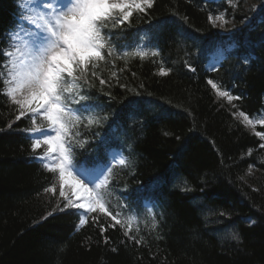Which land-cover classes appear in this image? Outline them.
<instances>
[{"label":"trees","instance_id":"16d2710c","mask_svg":"<svg viewBox=\"0 0 264 264\" xmlns=\"http://www.w3.org/2000/svg\"><path fill=\"white\" fill-rule=\"evenodd\" d=\"M244 1L235 9L210 0H154L151 9L114 30L113 47L117 53L147 31L159 55L141 60L118 53L101 62L97 78L80 84L81 94L100 106L84 115L101 119L80 125L77 139L85 144L75 149L77 158L87 152L89 159H104L112 147L128 158L110 180V211L128 213L127 205L143 199L160 203V214L127 236L104 214H90L77 231L81 215L64 208L56 176L36 161L25 131L31 117L16 120L15 106L0 94V264H264V149L233 115L237 108L252 117L264 113V11L262 24L240 33L237 53L209 76L241 97L236 108L208 84L199 60L204 48L196 50L188 38L218 36L210 13L224 11L241 22ZM17 13V0H0V49ZM160 67L171 71L161 76ZM130 100L139 102V111L126 115ZM53 184L56 192H45ZM57 204L63 211L53 212ZM93 215H99L96 223ZM223 228L241 240H226Z\"/></svg>","mask_w":264,"mask_h":264},{"label":"snow or ice","instance_id":"6c2138e0","mask_svg":"<svg viewBox=\"0 0 264 264\" xmlns=\"http://www.w3.org/2000/svg\"><path fill=\"white\" fill-rule=\"evenodd\" d=\"M153 4L154 0H17L20 8L18 22L14 29L6 33L7 48L0 49V56L4 57L0 61V94H4L15 106L18 112L16 120L31 114V127L25 131L32 134L28 137L32 151L44 168L56 176L64 208L82 212L80 225L89 222L90 214H104L110 218V227L120 225L126 228V236L137 222V217L130 214L127 219H119L120 212L109 211L112 163L107 157L89 159L87 152L84 159L76 156L75 149H82L85 144L82 139H77L81 135L80 125L85 119L89 126L99 124L101 119L84 115H91L100 106L90 103V96L81 94L80 84H89L90 75L97 78L101 62H106V56H113L114 37L119 35L114 30H122L125 22L131 23L134 13L143 14ZM209 21L213 27L220 28L230 22L223 14L209 15ZM124 55L144 60L149 56H158L159 51L138 49ZM244 62L248 63V60ZM188 67L192 72L196 71L191 65ZM216 68L217 65H212L213 70ZM170 71L160 67L159 74L167 76ZM112 75L115 76V73ZM99 83L104 85L106 81L100 79ZM208 84L229 104L241 99L221 90L212 80H208ZM232 106L237 107L235 104ZM125 109L126 115L134 114L139 111V102L130 100ZM233 115L264 140V132H256L257 124L264 125V113L259 114L260 118L252 119L237 108ZM102 119L107 120V117ZM8 127L11 128L12 124L9 123ZM260 147L264 148V144ZM40 149L42 154L38 153ZM116 163L122 167L128 165L123 156ZM45 192L55 193L56 185L46 188ZM121 199L127 201L128 198L122 196ZM127 206L131 212L132 205ZM57 209L63 211L59 204L53 212ZM53 212H49L48 216H52ZM98 220L99 215L92 216L93 223ZM99 227L101 232L106 231L103 225ZM129 238L139 243L136 236ZM231 239L239 242L241 237L238 232H232Z\"/></svg>","mask_w":264,"mask_h":264},{"label":"bare ground","instance_id":"6f19581e","mask_svg":"<svg viewBox=\"0 0 264 264\" xmlns=\"http://www.w3.org/2000/svg\"><path fill=\"white\" fill-rule=\"evenodd\" d=\"M251 22L256 26V27H258L259 26V24H260V22H259V20H258V18H251ZM204 76L205 77H207V79H209L210 80V77H209V75H207L206 76V74L204 73ZM235 117V116H234ZM236 119H237V117H235ZM238 121L240 120V119H237Z\"/></svg>","mask_w":264,"mask_h":264},{"label":"rangeland","instance_id":"374dc122","mask_svg":"<svg viewBox=\"0 0 264 264\" xmlns=\"http://www.w3.org/2000/svg\"><path fill=\"white\" fill-rule=\"evenodd\" d=\"M30 18H33V17H30ZM254 171L256 172L257 169L255 168ZM222 230H227L226 240H228V241H234V240L231 239V233L234 232L233 230H228L226 228H223Z\"/></svg>","mask_w":264,"mask_h":264}]
</instances>
